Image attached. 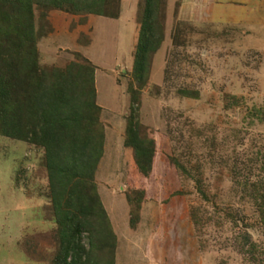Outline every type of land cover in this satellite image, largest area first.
<instances>
[{
    "label": "rangeland",
    "instance_id": "rangeland-1",
    "mask_svg": "<svg viewBox=\"0 0 264 264\" xmlns=\"http://www.w3.org/2000/svg\"><path fill=\"white\" fill-rule=\"evenodd\" d=\"M140 4L109 0V16L34 8L41 67L94 66L93 179L114 264H264V0H162L139 94L141 133L156 144L147 176L123 144ZM138 192L131 227L126 196ZM56 228L43 150L0 136V264H54Z\"/></svg>",
    "mask_w": 264,
    "mask_h": 264
},
{
    "label": "trees",
    "instance_id": "trees-1",
    "mask_svg": "<svg viewBox=\"0 0 264 264\" xmlns=\"http://www.w3.org/2000/svg\"><path fill=\"white\" fill-rule=\"evenodd\" d=\"M109 0H0V136L27 142L44 152L51 208L56 219L58 247L54 264H114L115 235L99 199L94 173L103 154V128L96 105L94 66L69 62L64 68L41 67L36 43L34 8L72 14L109 16ZM162 0H142L134 52L130 114L124 146L133 163L147 176L155 156V141L142 135L138 120L139 94L146 84L150 60L163 32L158 23ZM181 95L191 97L188 91ZM132 200L129 225L138 218L143 193ZM258 198V197H257ZM259 219L264 227V195ZM259 200V199H257ZM256 200V201H257ZM87 234L88 249L81 242Z\"/></svg>",
    "mask_w": 264,
    "mask_h": 264
},
{
    "label": "crops",
    "instance_id": "crops-1",
    "mask_svg": "<svg viewBox=\"0 0 264 264\" xmlns=\"http://www.w3.org/2000/svg\"><path fill=\"white\" fill-rule=\"evenodd\" d=\"M114 224V223H113Z\"/></svg>",
    "mask_w": 264,
    "mask_h": 264
}]
</instances>
